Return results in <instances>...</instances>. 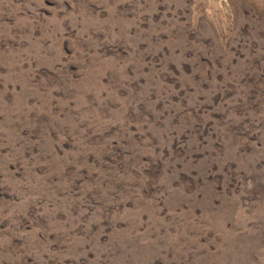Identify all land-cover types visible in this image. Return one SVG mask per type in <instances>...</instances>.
<instances>
[{
    "label": "rangeland",
    "instance_id": "rangeland-1",
    "mask_svg": "<svg viewBox=\"0 0 264 264\" xmlns=\"http://www.w3.org/2000/svg\"><path fill=\"white\" fill-rule=\"evenodd\" d=\"M0 264H264V0H0Z\"/></svg>",
    "mask_w": 264,
    "mask_h": 264
}]
</instances>
